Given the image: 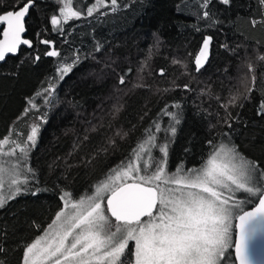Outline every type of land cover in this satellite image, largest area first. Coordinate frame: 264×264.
Returning a JSON list of instances; mask_svg holds the SVG:
<instances>
[{"label":"trees","instance_id":"obj_1","mask_svg":"<svg viewBox=\"0 0 264 264\" xmlns=\"http://www.w3.org/2000/svg\"><path fill=\"white\" fill-rule=\"evenodd\" d=\"M104 2L106 7L92 16L69 20L52 32L49 18L56 15L58 4L35 1L25 24V36L35 48H21L20 54L0 64V138L19 142L33 123L39 125L29 154V166L36 170L29 187L41 189L0 208L4 264H21L25 246L42 234L62 206V189L76 196L88 194L110 169L131 157L153 121L161 128L168 125L171 118L162 111L166 105L167 111H182L184 117L169 148V169L199 167L210 151L207 141L222 142L229 131L221 105L244 91L246 59L264 54V24L251 25L253 19L264 20L259 0H231L230 5L209 0L206 9H201V0H118L115 11L110 0ZM81 3L73 0V7L81 9ZM12 4L13 0H0V9ZM203 11L209 17H203ZM36 33L54 45L39 43ZM206 36L213 38L208 59L197 72L193 59ZM225 44L227 48L222 47ZM51 47L60 56H45ZM37 53L41 59L33 63L31 57ZM73 58L79 63L59 79L61 61L71 63ZM174 58L183 64H173ZM125 73L126 83L120 85L119 77ZM256 74L251 99L242 108L228 110L234 117L239 114L232 139L247 157L264 165V118L256 114L264 100V62ZM173 81L181 87L172 88ZM138 83L148 87H136ZM49 84L55 92L48 96L52 103H45ZM185 84L188 89L182 87ZM165 88L171 90L162 91ZM32 103L38 107L32 108ZM177 104L179 109L172 107ZM118 105L123 107L115 112ZM43 113L46 122L39 118ZM124 133L128 135L122 139Z\"/></svg>","mask_w":264,"mask_h":264},{"label":"snow or ice","instance_id":"obj_2","mask_svg":"<svg viewBox=\"0 0 264 264\" xmlns=\"http://www.w3.org/2000/svg\"><path fill=\"white\" fill-rule=\"evenodd\" d=\"M117 2L110 0L113 11ZM220 2L230 5L231 0ZM208 3L209 0H201V9H206ZM259 3L264 6V0ZM34 7L35 0H13L7 9H0V62L20 54L21 46L35 48L31 40L24 38L26 17ZM100 7H106L104 0H95L93 7H87V15L92 16ZM58 12L50 18L54 30L61 26L60 17L67 22L82 14L78 7L74 10L73 0H64ZM209 15L208 11L202 12L203 17ZM258 23L264 24V20H251L253 27ZM36 36L39 43L54 45V41L39 39L41 33ZM154 36L158 46L159 37L155 33ZM212 39L204 37L194 56L197 72L207 62ZM44 55L55 57L60 52L51 47ZM31 59L35 63L41 56L37 53ZM261 62L264 54L255 60L246 59L247 72L241 81L244 91L231 95L221 105L225 109L223 123L229 131L223 133L222 142L207 141L210 151L199 167L177 165L175 170L169 169V148L184 117L182 111H167L166 105L162 111L171 118L168 125L161 128L159 121H153L127 163L121 161L110 169V174L86 195L61 190L62 206L42 234L25 246L21 264H254V257L262 258L264 264V165L247 157L232 139L233 122L239 123V114L234 117L228 110L229 106L242 108L251 99ZM61 63L63 66L57 69L59 79L79 61L73 58L71 63ZM172 63L183 64L175 58ZM158 74L163 76L164 69ZM126 75L119 77L120 85L126 83ZM136 87L148 85L138 83ZM179 87L172 82V88ZM182 87L188 89L189 85ZM53 92L52 84L44 89L45 103H52L48 96ZM31 107L38 106L32 103ZM122 107L114 106L115 112ZM256 114L264 118V100ZM46 117L47 113H43L39 118L46 122ZM38 132L39 125L33 123L30 134L19 142L0 138V157L4 158L0 163V208L21 194L36 195L41 190L29 187L36 176V170L29 166V154L37 143ZM156 133H162V137ZM127 135L124 133L121 138ZM110 143L114 145L115 141ZM2 146L9 148L4 151ZM4 251L0 247V253ZM0 264L4 261L0 260Z\"/></svg>","mask_w":264,"mask_h":264},{"label":"rangeland","instance_id":"obj_3","mask_svg":"<svg viewBox=\"0 0 264 264\" xmlns=\"http://www.w3.org/2000/svg\"><path fill=\"white\" fill-rule=\"evenodd\" d=\"M56 1V3L58 4V6L59 7H62L63 6V2H64V0H55ZM87 2V1H86ZM86 2L85 1H83L82 0V3L80 4V8L81 9H79V10H81V17L83 16V17H85V18H87V17H89L88 15H87V11H86V9H87V7H93L94 6V3H95V0L94 1H91V3H88V4H86ZM86 4V5H85ZM86 6V7H85ZM59 7H58V9H59ZM82 9H85V10H82ZM74 10H76L75 8H74ZM97 10V9H96ZM96 10H94V11H96ZM56 15H59V12L57 11V13H56ZM80 17V18H81ZM51 18V17H50ZM50 18H49V22H50ZM60 19H61V26L59 27V30L61 29V27L63 26L62 24L65 22L64 20H63V18L62 17H60ZM69 20H72V19H69ZM68 20V21H69ZM50 31H59V30H54V28H53V26L51 25V23H50ZM62 67V66H61ZM30 130H31V128L28 130V134H30ZM18 134H19V132H18ZM144 139V138H143ZM142 139V140H143ZM141 140V141H142ZM3 147V146H2ZM4 151H7L8 150V148H6V149H3ZM17 151H18V149H17ZM132 155H133V153H132ZM131 155V156H132ZM3 157H0V163H2L3 162ZM125 163H127V161L125 162ZM110 174V173H109ZM108 174V175H109ZM105 179V178H104ZM103 180V179H102ZM47 228V227H46Z\"/></svg>","mask_w":264,"mask_h":264},{"label":"water","instance_id":"obj_4","mask_svg":"<svg viewBox=\"0 0 264 264\" xmlns=\"http://www.w3.org/2000/svg\"><path fill=\"white\" fill-rule=\"evenodd\" d=\"M35 1H45V0H35ZM25 35H26V32L24 34V38H26ZM21 47L25 48V49H31V48H28L27 46H21ZM14 56H16V55H10L9 57H14ZM1 63H3V62H0V64ZM253 259H254V264H262V258L254 257Z\"/></svg>","mask_w":264,"mask_h":264},{"label":"flooded vegetation","instance_id":"obj_5","mask_svg":"<svg viewBox=\"0 0 264 264\" xmlns=\"http://www.w3.org/2000/svg\"><path fill=\"white\" fill-rule=\"evenodd\" d=\"M27 18V17H26ZM26 37V36H25ZM22 48V47H21ZM18 55V54H17ZM15 57V56H14Z\"/></svg>","mask_w":264,"mask_h":264}]
</instances>
